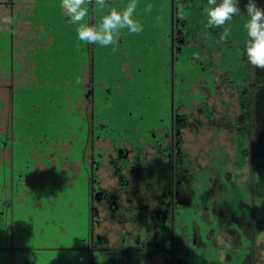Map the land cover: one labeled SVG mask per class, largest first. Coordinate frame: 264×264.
Here are the masks:
<instances>
[{
  "label": "flooded vegetation",
  "instance_id": "flooded-vegetation-1",
  "mask_svg": "<svg viewBox=\"0 0 264 264\" xmlns=\"http://www.w3.org/2000/svg\"><path fill=\"white\" fill-rule=\"evenodd\" d=\"M18 1L0 0L15 19L0 23V264H264V70L244 48L247 0L226 42L205 28L207 0H170L165 30L136 12L163 33L152 42L163 62L149 65L167 75L166 91L136 100L150 86L128 53L151 47L138 34L123 30L115 52L78 40L82 72L65 88L33 72L39 47L17 56ZM59 5L26 7L44 50L60 28L76 35ZM125 82L134 118L119 108Z\"/></svg>",
  "mask_w": 264,
  "mask_h": 264
},
{
  "label": "clouds",
  "instance_id": "clouds-1",
  "mask_svg": "<svg viewBox=\"0 0 264 264\" xmlns=\"http://www.w3.org/2000/svg\"><path fill=\"white\" fill-rule=\"evenodd\" d=\"M89 5H94L102 13L98 23H88ZM139 0H127L120 9L114 6V0H60V9L68 18L67 22L76 25L77 39L84 44H95L100 47H111L113 52L118 50L121 33L127 30L129 34H140L143 24L136 18ZM152 4H147L145 11H152ZM105 9L107 12L105 13ZM177 16L184 19V5L177 4ZM244 11L248 20L243 27L247 34L244 48L248 62L257 69L264 70V7L257 0H247ZM207 18L206 29L222 28L220 42H226L231 36V22L234 16L240 15V0H207L204 8ZM3 25H12L15 19L11 15L0 17ZM199 59V53H193ZM143 264V261L141 262Z\"/></svg>",
  "mask_w": 264,
  "mask_h": 264
},
{
  "label": "rangeland",
  "instance_id": "rangeland-1",
  "mask_svg": "<svg viewBox=\"0 0 264 264\" xmlns=\"http://www.w3.org/2000/svg\"><path fill=\"white\" fill-rule=\"evenodd\" d=\"M139 1H140L139 2L140 6H138V8H137V12H142V14L149 17V20L158 21L161 25V28L163 30H165L166 24L164 22H165V17L167 16V14L170 10V0H139ZM124 2H125V0H124ZM147 4H152V6H153L152 11L150 13L145 11V7ZM162 29H161V31H162ZM58 30L60 31V33L57 32L56 35L59 37L58 39H60V42L58 41L59 44H57V46L56 45L55 46L49 45V47H46L45 50H44V48H42V49L40 48V49L35 50L34 52H31V55H32V57L35 58V61L39 62L36 65V67H34L33 72L36 74L40 73V76H42L41 77L42 80L45 79L44 75L47 76V79L49 77L51 79H58L59 82L61 81V82L65 83V88H66L68 86V83H69L66 81H68V80L70 81V79L75 77V76L77 78H79V73L82 72V68L79 66L83 62L78 61L82 55H81L79 43L77 42L78 41L77 34L74 35L75 33L71 32L70 34L68 33L65 36L63 29L60 28ZM46 34H48V33H46ZM162 35H163L162 32H158V31L151 32V30H149V29H146V31L143 30V32L136 35L137 36V42L144 40V42L146 44H149V46H151V47L144 48L142 46V44H137V46H136L137 48H134L135 51L130 49L128 53H129L130 57H131V55L133 56V58H132L133 61H137L138 64L144 63L143 65L147 66V65H149V62L150 63L155 62V59L157 61L158 57H159L161 59V62H163V58H162L163 54L161 56L158 54L161 51V49L159 50L158 48H155L154 45L152 44L154 39L157 38L159 40L162 37ZM74 45H75V47H74ZM166 56H168V53L166 54ZM111 59H113V58H111ZM76 62H78V66H77ZM115 62H117V61H115ZM141 62H143V63H141ZM165 62H166V60H165ZM136 66L137 65H135V67ZM153 66H154V64L149 65V69L147 70L148 71L147 73H149V75L144 76V78L149 80L150 86L147 89H145L143 87H141V88L139 87L134 100L144 99L145 94H147L146 91H150L152 93H155V91H158V92H163L162 90L166 91L165 90V88H166L165 77L167 75H165V76L163 75L161 78L157 79L156 72H155V69L153 68ZM101 67H102V64H100V66L98 65V69H99L98 71L99 72L102 71ZM200 69H201L200 65H195V67H194L195 72L201 71ZM166 72H167V70H166ZM109 82L111 83V80H109ZM138 84L139 83H137V85ZM122 85L123 86H122L120 91L122 93V97L124 98V101H121V103H119V105H120L119 108H120L121 112L129 118L131 116L127 115L128 114L127 112L130 110H136V106L133 103L134 100L130 99L128 97V91L133 90V89H132V85L127 84V82H125ZM160 86H162V87L160 88ZM159 89H161V90H159ZM67 102H68V100L66 101V103ZM40 106L44 109V105H40ZM30 107L32 108V105H30ZM131 118H134V116H132Z\"/></svg>",
  "mask_w": 264,
  "mask_h": 264
},
{
  "label": "crops",
  "instance_id": "crops-1",
  "mask_svg": "<svg viewBox=\"0 0 264 264\" xmlns=\"http://www.w3.org/2000/svg\"><path fill=\"white\" fill-rule=\"evenodd\" d=\"M29 2L30 0H19L17 2V8L23 11L16 12V48L17 56L20 57L21 62L23 61L22 57L25 46L29 48L43 47L42 35L40 33L42 29L38 23V19L32 18L31 12H25Z\"/></svg>",
  "mask_w": 264,
  "mask_h": 264
},
{
  "label": "water",
  "instance_id": "water-1",
  "mask_svg": "<svg viewBox=\"0 0 264 264\" xmlns=\"http://www.w3.org/2000/svg\"><path fill=\"white\" fill-rule=\"evenodd\" d=\"M40 15H41V13L38 14V16H40ZM30 56L32 57L31 53H30ZM35 63H36V62H35Z\"/></svg>",
  "mask_w": 264,
  "mask_h": 264
},
{
  "label": "trees",
  "instance_id": "trees-1",
  "mask_svg": "<svg viewBox=\"0 0 264 264\" xmlns=\"http://www.w3.org/2000/svg\"><path fill=\"white\" fill-rule=\"evenodd\" d=\"M41 13V12H40ZM40 17V16H39ZM233 29H231V31H232ZM233 55V54H232ZM232 58V57H231Z\"/></svg>",
  "mask_w": 264,
  "mask_h": 264
}]
</instances>
